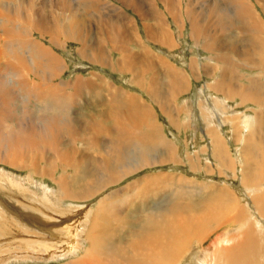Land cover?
I'll return each instance as SVG.
<instances>
[{
  "label": "bare ground",
  "instance_id": "bare-ground-1",
  "mask_svg": "<svg viewBox=\"0 0 264 264\" xmlns=\"http://www.w3.org/2000/svg\"><path fill=\"white\" fill-rule=\"evenodd\" d=\"M62 1L57 0L54 5H49L39 0H0V128L9 122L4 126L8 127V130H4L5 132L0 134V164L15 169H28L36 175L39 173L41 176H49L47 171L40 169V167L46 168L42 166L46 154L44 147L56 161L52 172L54 174H57V170L61 172L57 180L53 175L50 179L56 183L60 191L65 190L66 194L71 183L70 176L73 177L77 169H80V166L85 163L89 156L88 153L96 151L92 149H98L102 139L108 138L112 133L119 135L120 138L129 139V143L137 146L135 150L138 152L144 148L149 149V147L159 153L168 151L167 157L162 156L163 160L174 161L177 158L176 146L164 138L162 139L159 133L160 129L153 124L149 106H139L137 103L139 101L123 98L119 91L112 89L106 83L104 84L106 93L115 99L116 115L122 117V109L129 110L127 119L130 122L127 121L128 124L124 123L125 125L123 123L117 125L121 122L116 117L113 119L109 117L106 121L107 128H84L83 132L87 136V139L83 140L84 148L76 142L72 147L69 146L68 149L62 150L59 146L63 142V138L70 139L73 132L70 124L67 125L60 116V110L71 108L72 102L69 98L73 94L76 95L83 89H87V91L88 89L103 90V86L100 83H95V86L92 77L84 79L77 76L70 82L58 81L66 70L64 60H60L52 52L53 50L51 51L33 40L32 32L38 38L46 40L51 47L56 48L69 41L77 44V54L82 60L101 67H111L113 53H115L118 57L113 62L112 68L116 67L120 73L130 72L136 69L137 64L140 63L143 76L141 80H136L137 85L149 98H153L158 92L160 93L163 86H166L161 83L162 80L168 82L169 95L183 94L188 89V82L184 80L181 73L171 66V63V65L169 64V61L155 55L150 45L159 46L165 51L171 52L175 41L169 31V21L175 22L177 28L182 31L183 16L190 24L191 38H202L205 33L203 21L199 18L200 14L187 7L183 8L180 6V2V4H174L172 0H157L162 4L163 11L157 9L155 0H114L122 7L112 4L110 1L104 2V0H76L82 1L83 5L89 7L88 9L97 7L95 12L99 14L101 11L102 16L103 13L105 14V20H102V17L99 18L97 24L99 26L95 31H92V37L91 30L85 21L88 14L86 13V16L82 18L83 16L78 14L77 9L73 11L69 7L70 3L68 4L67 0H64L65 4ZM76 5L79 7L78 4ZM255 5L261 10L262 18L261 14L256 12ZM77 6L76 8H78ZM227 6L229 8L226 14L227 25L225 28L222 25L220 39L216 43L211 42L212 39L210 42L207 39L209 43L204 45L206 52L215 55L219 62L217 65L206 66L205 69L211 76H217V81L214 83L216 94H222L227 99H240L242 105L254 101L255 106L260 109L264 107V84L258 81L262 80L261 75L264 74V38L261 36L264 0H230ZM88 9L84 10L88 11ZM124 9L131 11L142 21V34L138 31L139 29L136 30L134 21L128 18ZM98 38L99 42H97ZM195 62L191 59L189 69L197 65L194 64ZM236 65L241 68L250 66L249 71L257 68L258 72L254 76L248 75V78L241 81L243 76L240 75ZM215 73H219V75H215ZM8 80H11V84ZM21 97H27L26 102L23 101L25 98L21 100ZM67 100L69 102H66ZM166 102V100L160 101L161 108L166 106ZM63 105L68 106L63 107ZM39 107L40 110L37 113L36 108L39 109ZM18 110L25 112L23 120H20L22 117L18 118ZM183 111H185L183 107H178L176 115L179 117ZM135 116L136 120L133 119ZM254 118L256 124L264 126L263 110L260 112L257 110ZM178 121L177 117L173 119L175 124H178ZM242 121H244L243 118ZM138 125L147 127L143 133L144 138L137 134ZM204 134L209 139L207 144L211 146V156L214 162L206 166L205 169L212 168L211 170L220 174V169L232 168L233 161L227 156L229 154L225 152L220 142L217 127H212L206 132L204 130ZM142 144H147V147L141 146ZM243 151L247 155L246 158L250 159L251 153L246 150L245 146ZM78 154L82 155L77 158ZM145 159L147 160V158ZM159 162L163 161L159 160ZM249 162L246 160V163L251 164V167L249 170L246 168L244 175L241 176L243 177V186L251 191L257 189L255 187H259V184L263 182L264 160L259 161L256 170L253 166L257 163ZM138 169L132 167L125 173L130 175ZM0 179L4 182H11L3 172H0ZM138 183H140L139 186L130 191H128L129 186L126 188L124 186V191H128L126 195L121 194L120 197L109 195V197L97 201L95 214L84 233L88 244L87 249L84 250V253H80L79 258L74 262L77 264H182L193 256L196 247L199 248L201 243L213 233H218L220 226H235L240 230L239 226L243 225L246 230L238 234L242 237L238 239L237 237L232 239V237L233 242L228 238V242L232 243H225L224 247H220L222 234L219 237L216 236L206 250H201V256L195 257L193 262L195 264H264V226L262 225L264 223V190L251 199L253 209L258 216L252 219L249 217V208L239 204L234 198V194L226 186L195 183L174 175L173 177L169 175L159 178L148 177ZM167 192L174 198L172 204L166 205L170 206L167 211L156 214L154 212L152 216L149 214V218L147 217L148 219L146 218L145 221L146 227L143 230L140 228L139 238L137 240L133 238V242L124 248L125 253L128 254L121 253L122 255H120L119 252L115 253L109 250L105 255L107 256L106 261H104L101 254L104 249L103 239L114 237L115 232L122 228L125 229L121 224L123 222L121 218L126 219L132 215L131 212L130 216L125 214L126 217L121 214V210H126L127 206L134 205L133 203L142 205L141 201ZM35 200L29 201L35 202ZM39 200L41 203H47L46 199ZM4 206L3 208H5ZM85 212L88 211L85 210ZM251 216L253 215L251 214ZM142 217L139 216L138 221ZM42 229L41 231H43ZM113 231L114 233H112ZM80 241L78 238L72 240L64 254L68 253L74 256L78 253L77 249L80 252L83 246ZM129 250H131V254ZM210 251L211 253L207 254ZM220 251L223 253L222 257H220ZM64 254L51 257L63 258ZM206 257L210 262L204 260Z\"/></svg>",
  "mask_w": 264,
  "mask_h": 264
},
{
  "label": "rangeland",
  "instance_id": "rangeland-1",
  "mask_svg": "<svg viewBox=\"0 0 264 264\" xmlns=\"http://www.w3.org/2000/svg\"><path fill=\"white\" fill-rule=\"evenodd\" d=\"M39 1L54 5V2L57 0H53V2L52 0ZM67 1L68 4H71H69V7H71L73 11L77 9L76 11L79 15L83 16L82 18L86 16V13L88 14L87 20L85 21L91 30V34L92 31H95L99 26L97 25L99 23V18L102 17V20H105L104 13L102 16L101 11L99 14L95 12L97 7L88 9L89 7L85 4L83 5L82 1ZM105 1H110L112 4L122 7L114 0H104V2ZM155 1L156 7H158L157 9L163 11L162 4L158 3L157 0ZM172 1L174 4L180 2L181 4H179L183 8L187 7L190 10L192 9L193 12L199 13V18L203 21L202 25L205 33V35H203L204 38H191L190 24L183 16L184 27L182 31L177 28L175 22L169 21V31L172 35L171 37L175 41V45L171 52L165 51L162 47L150 45L155 55L161 56L169 61V64L171 63L172 65H170L181 73L184 80L188 82V89L183 94L179 95H169L167 87L168 82L162 80L161 83L166 86H163L160 93L158 92L156 96L149 98L140 90L136 82V80H141L143 76L141 74L142 66L140 63L137 64L136 69L130 72L123 71L120 73L116 67L112 68V66H114L113 62H115L118 57L115 53H113L112 65L110 64L111 67H101L82 60L77 54V44L69 41L63 43L64 45L61 44L59 47H51L46 40L38 38V36L32 32L33 40L49 48L51 51L53 50L52 52L60 60H64L63 62L66 66V70L58 81L70 82L77 78V76L84 79H90V77H92L91 79L95 86L98 83L103 86V90L88 89L87 91V89H83L77 92L76 95L73 94L69 98L72 102L71 108H64V110L62 108L60 110V116H62L67 125L70 124L69 126L72 127L73 132V136L70 139L68 137L63 138V142H61L59 146L62 150L68 149L69 146L72 147L76 142L84 148L85 145L83 144V140L87 139V136L83 132V130H85L84 128H107L106 121L109 117H112V119L116 117V119L121 122L117 123V125L122 123L125 125L124 123L128 124L130 122V120L127 119L129 110L122 109V117L116 115L115 99L106 93V89L104 88V84L106 83L111 86L112 89L119 91L123 98L127 97L128 99L132 98L137 100L139 101L137 102L139 106H149L148 109H150L152 113L153 124L160 129L159 133L162 139L164 138V140L172 143V145L174 144L178 153L176 152L177 158L174 159V161L166 160V162L163 160L162 156L165 155L164 157H167L169 154L168 151L164 152L165 154L163 152L159 153L149 147V149L144 148L141 152H138L135 150L137 146L129 143V139L126 137L120 138L119 135L112 133L108 138L102 139L103 141L99 143L98 149H92L96 151L90 154L88 153L89 156L87 155V160L80 166V169H77L73 177L69 175L71 183L66 190L67 195L65 194V190L60 191L56 183H53L50 179L53 175L55 180H57L61 172L59 170H57V174L52 172L56 166V161L50 153L46 152V148L44 147L43 149L46 154L43 159L44 165L42 166L46 168L40 167V169L47 171L49 176H41L39 173L36 175L28 169H15L0 164V172H3L5 176L11 180V182H4L0 179V264H77V262L74 261L79 258L80 253H84V250L87 249L88 244L85 240L84 233L89 227L91 218L95 214L94 211L96 210L99 200L109 197V195L117 197H120L121 194L126 195V192L139 186L140 183L138 182L148 177L159 178L168 175L173 177L174 175L175 177L181 176L195 183L218 184L220 187L226 186L229 191L234 194V198L239 204L249 208L250 218L255 219V217H258L253 209L251 199L257 193L264 190V178L263 182L259 184V187H255L257 189L250 191L243 186L242 176L246 168L249 170L251 167V164L246 163V160L257 163L253 166L255 170L257 169L259 161L264 160V126L254 122L257 110L258 112L264 111V107L259 109L258 106H255L254 101L242 105L240 104V99H227L224 98L222 94H216L214 83L217 81V76H211L205 69L206 66L210 67L215 64L217 65V62H219L217 58H215V55L206 52L207 50L204 48V45L206 43L208 44L211 39L213 43H216L220 39L221 27L223 25L225 28L227 25L226 14L229 9L227 4L230 0ZM62 2L65 4L64 0ZM252 3H254V1H252ZM76 4H80L79 7ZM76 6L78 8H76ZM255 8L256 12L261 14L262 18L263 14L259 7L255 5ZM84 9H88V11ZM124 11L128 18L134 21V27H137L136 30L139 29L138 31L142 34V21H140L137 16L133 15L131 11L126 9H124ZM262 23L261 36L264 38V17ZM198 41L199 43H197ZM97 42H99V38ZM250 58H252L251 55ZM191 59H193V62L196 61L194 64L197 65L189 69ZM249 67L241 68L239 65H236L237 70L240 71V75L243 76L241 81L248 78V75L254 76L258 72L257 68L251 69L253 71H249ZM202 69L205 71H202ZM215 75H219V73H215ZM261 76L262 80L258 81L264 84V74ZM8 81L11 84V80ZM71 94L72 92L70 95ZM26 99L27 97H21V100L24 102H26ZM69 100L66 102H69ZM161 100L167 101L166 106L163 108L160 106ZM222 100L223 102H221ZM67 106L68 105H63V107ZM178 107H183L185 110L179 115L180 118L176 115ZM39 110L40 107L39 109L36 108L37 113H39ZM18 113V118L22 117L20 120H23L25 112L18 110ZM37 113L35 112V115H37ZM176 117L179 119L178 124L173 122V119ZM247 117L249 118L247 119ZM242 118L245 122L242 121ZM133 119L136 120V116ZM110 123L109 119V124ZM8 124L9 122L3 124L2 128H0V134H3L5 132L4 130H8V127H4ZM177 125L179 126L177 127ZM137 127V134L144 138L143 133L147 127L142 125H138ZM212 127H217L219 130L220 142L225 152L229 154L227 156L233 161L232 168L220 169L221 176H219L220 174L218 172L211 170V167L210 170L205 169L206 166L214 163L211 156V146L207 144L209 143V139L204 134V130L206 132V130ZM262 140L263 142H261ZM141 146L147 147V144H142ZM244 146L246 150H249L251 153L250 159L246 158L247 155L243 151ZM81 155L82 154H78L77 158ZM145 158H147V160ZM142 159L145 160L142 161ZM112 160H116V163ZM159 160L163 162H159ZM132 167L139 169L127 175L125 172L130 168L132 169ZM124 174H126V176L123 179ZM124 186L125 188L129 186L128 191H124ZM113 191L116 194H114ZM167 193L156 194L154 198L141 201L143 206L133 203L134 205H128L126 210H121L122 215L126 214L130 216L132 212L134 218H132V215L126 219L121 218L123 220L121 224L124 225L123 227L126 230L122 228L120 231L118 230L115 232L114 237H109L107 240L106 238L103 239L102 246L104 249L101 251V254L102 259H105L104 261H106L107 256L105 255L109 250L115 253L119 252L118 254L120 255L128 254L125 253L124 248L133 242V238L135 240L139 238V232L146 227V218H149L150 215L152 216L154 212V214H156L167 211L170 206L166 205L168 203L172 204L174 198L172 194L170 196L169 192ZM30 198L36 199L35 202H30ZM39 199H46L47 203H41ZM5 204L6 206H4ZM3 206L5 208H3ZM85 210L88 212H85ZM251 214L253 216H251ZM139 216H143L140 221L137 219ZM259 223L262 224L263 222ZM262 225L264 226V223ZM239 227L240 230L235 226H220L218 233H213L206 241H203L200 245L201 248L196 247L193 256L182 264H195V262H193L195 257L199 258L202 253L201 250H206L216 236L219 237L222 234L220 247H224L225 243L231 244L233 242L232 239L236 237L237 239L242 237L238 234L243 233L246 228L243 225ZM41 228H43V231H41ZM112 233H114V231ZM76 238H78L79 241L81 239V246L83 245L80 252L77 249L78 253L74 256L68 253L64 254L66 253L67 246ZM228 238L232 242H228ZM225 240L226 242H224ZM47 246L49 247L48 249L46 248ZM129 253H132L131 250H129ZM210 253L211 251L207 254ZM61 254H64L63 258L51 257ZM222 255L223 253L220 251V257H222ZM204 260L210 262L207 257Z\"/></svg>",
  "mask_w": 264,
  "mask_h": 264
}]
</instances>
